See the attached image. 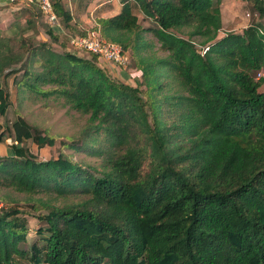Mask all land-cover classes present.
Here are the masks:
<instances>
[{
  "label": "trees",
  "instance_id": "1",
  "mask_svg": "<svg viewBox=\"0 0 264 264\" xmlns=\"http://www.w3.org/2000/svg\"><path fill=\"white\" fill-rule=\"evenodd\" d=\"M50 1L71 36L119 45L140 79L70 50L35 0L0 24V116L11 80L21 99L87 117L48 160L27 144L56 138L23 117L0 133V188L27 198L0 210V264H264V27L223 33L222 0H106L118 12L80 30L69 4L96 0ZM240 1L264 19V0Z\"/></svg>",
  "mask_w": 264,
  "mask_h": 264
},
{
  "label": "rangeland",
  "instance_id": "2",
  "mask_svg": "<svg viewBox=\"0 0 264 264\" xmlns=\"http://www.w3.org/2000/svg\"><path fill=\"white\" fill-rule=\"evenodd\" d=\"M103 0H96L99 4ZM95 4V5H97ZM22 3H17L13 7L4 6L0 7V24L4 26L9 25L14 18V13L17 8L21 7ZM93 12V11H92ZM112 11H109V13ZM221 13L223 22V33H241L250 23L253 21L259 22L264 27V19H257L251 12L248 5L240 0H222L221 2ZM3 14V15H2ZM108 14V13H107ZM84 20H87L86 18ZM92 20V19H91ZM139 23L143 27L149 26L147 21L142 19V15H138ZM85 24V23H84ZM48 27L56 34L58 31L52 27L53 24L47 22ZM56 27L60 26L59 22L55 24ZM58 25V26H57ZM91 24H85L79 28L80 30H85L90 27ZM62 29L59 36L64 39L66 37H73L68 33L67 30ZM187 30H183V37H186ZM58 35V34H57ZM223 35L220 33V36ZM38 38L41 40H48L47 35L39 28ZM150 39V37H147ZM198 43V40H195ZM199 47V46H198ZM68 48L73 51L69 46ZM80 52V51H79ZM156 55L162 56V53L158 51V45L155 44ZM80 53L88 55L87 52L81 51ZM100 61V59H98ZM112 76L122 83L135 86L140 79V73L136 72L129 62L123 66L112 65ZM103 67V66H102ZM263 75V74H262ZM7 91L10 93L11 107L8 108L4 116H0V133L6 132L11 125V123L21 116L24 120L31 126L38 128L43 133L54 136L57 140V144L53 148L45 147L43 149H37L35 145L28 142L27 146L29 150L37 155L41 160H48L50 158L57 157L58 154V143L64 141L66 137H74L83 128L86 116H82L76 112L69 110L63 102L60 101H40L33 102L29 99H21L22 96L17 97L15 87L11 84V80L6 84ZM12 144L11 139H7L0 144V156H4L9 153V146ZM74 158V157H73ZM95 164L93 160L90 161ZM39 199L44 201L49 200V196L40 195L37 196ZM26 196L23 194H18L11 189L0 188V203L7 204L10 206H18L20 209H26L25 204ZM60 204V202H58ZM37 228L36 220L29 217V229L32 231ZM30 231L29 237H33V232Z\"/></svg>",
  "mask_w": 264,
  "mask_h": 264
},
{
  "label": "built area",
  "instance_id": "3",
  "mask_svg": "<svg viewBox=\"0 0 264 264\" xmlns=\"http://www.w3.org/2000/svg\"><path fill=\"white\" fill-rule=\"evenodd\" d=\"M9 4H14L17 2H32L34 0H7ZM41 8V11L43 12L46 21L49 24H53L52 27L58 32H62V29L60 26L58 28L56 27L57 18L53 11L52 3L50 0H35ZM69 46L74 51H84L87 53H90L98 59L107 62L111 65L116 66H123L126 65L129 62L128 55L124 52V50L116 44L108 43L102 41L99 34L92 30L88 31L87 34L84 37L81 36H74L70 37L69 39ZM3 208V204L0 203V210Z\"/></svg>",
  "mask_w": 264,
  "mask_h": 264
},
{
  "label": "crops",
  "instance_id": "4",
  "mask_svg": "<svg viewBox=\"0 0 264 264\" xmlns=\"http://www.w3.org/2000/svg\"><path fill=\"white\" fill-rule=\"evenodd\" d=\"M95 4H97V3L91 4L87 9H85L83 7H77V5L75 3L69 4V10L73 16V24H78L80 27H82V26H85V24L94 23V17H96V16H102V17L112 16V15H115L119 10V4L117 1H110L109 2V1L103 0L99 4H97V5H95ZM108 4H111L113 6L112 7L113 10L110 13L106 11L107 9L105 10L106 5H108ZM4 6L11 7V5L8 3L7 0H0V7H4ZM85 18L87 20H84ZM60 28H61V26H60ZM59 33L60 32H57L56 34L59 35ZM99 64L101 66L107 68L109 73L111 75H113L111 70H112V68H114V66H112L111 64L104 62L102 60L99 61Z\"/></svg>",
  "mask_w": 264,
  "mask_h": 264
}]
</instances>
